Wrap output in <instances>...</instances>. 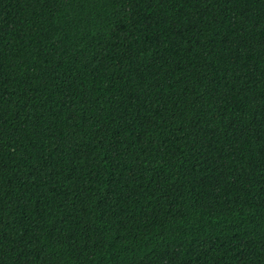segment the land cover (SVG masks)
Listing matches in <instances>:
<instances>
[{"label": "trees", "instance_id": "16d2710c", "mask_svg": "<svg viewBox=\"0 0 264 264\" xmlns=\"http://www.w3.org/2000/svg\"><path fill=\"white\" fill-rule=\"evenodd\" d=\"M0 264H264V0H0Z\"/></svg>", "mask_w": 264, "mask_h": 264}]
</instances>
